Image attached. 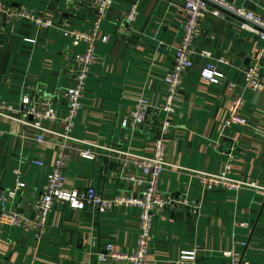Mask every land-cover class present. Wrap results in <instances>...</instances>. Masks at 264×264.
Segmentation results:
<instances>
[{
	"label": "crops",
	"instance_id": "1",
	"mask_svg": "<svg viewBox=\"0 0 264 264\" xmlns=\"http://www.w3.org/2000/svg\"><path fill=\"white\" fill-rule=\"evenodd\" d=\"M97 1L72 5L68 0H0V101L19 106L23 95L51 96L71 85L67 73L71 54L82 52L85 46L73 47L62 30H92ZM226 1L264 13V0ZM135 3L139 16L126 24L124 18ZM25 11L52 20L55 26L37 27L21 15ZM183 24L181 4L115 0L101 24V34L108 41L97 42L99 55L88 77L84 105L73 131L75 140L45 134V142L40 143L34 129L0 118V195L15 186L14 172L21 170L23 188L14 206L19 213L33 216L50 166L64 154L66 190L81 194L93 187L107 199L140 197L142 186L125 179L126 174L138 173L132 167L123 170L122 157L109 149L152 154L156 127L163 116L153 110L148 123L137 129L122 128L121 122L141 96L154 106L163 104V77L172 70ZM263 45L232 14L209 16L200 23L196 50H209L214 59L224 57L229 65L223 67L224 80L207 83L200 73L209 59L196 55L193 68L185 75L166 143L167 162L175 167L166 171L160 189L178 199L188 198L196 208L179 206L155 214L149 264H191L179 258L181 252L193 250L197 252L193 264H224L223 252L234 248L248 264H264L263 194L251 188L208 191L193 173H217L230 163L235 178L264 186V95L242 85L243 70ZM260 75L264 81V59ZM238 96L245 100L248 126L227 128L228 110ZM56 110L59 119L67 113L62 101ZM46 127L58 132L62 124L49 122ZM85 150L96 157L83 158ZM38 160L44 167L34 164ZM140 213L132 206L102 212L78 201L57 202L41 237L22 227L0 224V264H129L102 263L97 255L109 244L119 252L133 253Z\"/></svg>",
	"mask_w": 264,
	"mask_h": 264
},
{
	"label": "built area",
	"instance_id": "2",
	"mask_svg": "<svg viewBox=\"0 0 264 264\" xmlns=\"http://www.w3.org/2000/svg\"><path fill=\"white\" fill-rule=\"evenodd\" d=\"M84 0H68L75 5ZM115 0H98L95 6V24L92 30L85 32L78 29L62 30L63 36L71 41L73 47L85 46V49L71 56L67 73L71 85L51 96H30L21 97L20 108L15 109L7 102L0 101V118L11 120L30 127L37 131L39 135L36 140L45 142V134H50L64 140H75L73 131L75 119L82 109L81 99L85 90L86 81L91 73L92 66L96 62L97 42L108 41V36L101 34V24L112 7ZM171 6L181 4L184 24L179 47L174 52L173 66L171 72L163 77L165 88L164 101L161 106H154L149 99L139 97L136 100L135 108L129 116L121 122L122 128H139L148 123L151 111H156L163 118L159 121L157 137L153 143L151 155H135L129 151L123 152L109 149L112 153H118L122 158L120 165L127 171L134 168L136 174H126L125 179L129 182L142 186L141 196L138 198H114L107 199L98 194L93 187H88L84 193L76 194L65 189L66 157L59 154L50 166L46 184L42 195L36 202L33 216L19 213L15 209V200L18 192L23 188V173L16 170L15 186L12 189L3 191L0 195V224L6 227H22L26 232L35 233L38 237L43 236L46 230L48 217L54 211L55 204H73L78 201L81 206L100 211H108L116 206H132L140 209L138 223V238L136 248L133 253L126 254L119 252L112 244L105 250L98 253L100 262L122 261L129 264H149V253L151 249V237L153 229V219L157 212L172 209L175 207H194L193 202L188 198L178 199L170 194L161 191L160 185L166 171L175 166L168 163L166 159V143L170 134L172 118L177 113L179 103L184 90L185 75L193 68L194 57L200 55L209 59L200 76L204 82H218L226 78L223 67L229 65V61L222 57L214 59L212 52L201 50L198 52L195 47L200 23L209 16L223 17L229 13L241 21V28L250 30L258 35L259 40L264 43V13H255L244 7L230 4L226 0H167ZM3 8L0 5V14ZM12 14V12H10ZM30 19L37 27L52 28L55 26L52 20L42 19L34 11H25L21 14ZM139 16L138 3L131 6L124 18L126 24L136 22ZM28 43H35V40L27 39ZM264 59V45L259 49L253 58V63L243 70L242 85L246 90L264 95V81L260 75V66ZM235 88V84H230ZM59 101L65 103L67 113L64 118L59 119L56 105ZM245 100L243 96L236 97L228 110V117L225 122L227 128L234 126L247 127L248 117L243 112ZM21 115V116H18ZM60 121L61 131L50 130L46 123ZM81 156L86 159H94L95 153L91 150L81 152ZM34 164L44 167L42 161H35ZM198 178L199 184L208 191L224 190L239 192L251 188L258 190L264 196V186L243 179L235 178L233 167L227 163L224 168L217 173L193 172ZM240 246L245 247L246 243ZM224 264H248L242 258L240 251L234 248L224 251ZM197 252L183 251L180 253V262L193 264L196 261Z\"/></svg>",
	"mask_w": 264,
	"mask_h": 264
},
{
	"label": "rangeland",
	"instance_id": "3",
	"mask_svg": "<svg viewBox=\"0 0 264 264\" xmlns=\"http://www.w3.org/2000/svg\"><path fill=\"white\" fill-rule=\"evenodd\" d=\"M62 36H63V32H62ZM63 38H65L64 36H63ZM65 39H67V38H65ZM67 40H69V39H67ZM70 41V40H69ZM69 43H71V42H69ZM77 53H80L79 51H77V50H75L72 54H71V56H74L75 54H77ZM98 53L96 54V61H97V59H98ZM94 66V65H93ZM93 66H92V69H93ZM91 73H92V70H91ZM91 73H90V75H89V77L91 76ZM87 84H88V80L86 81V85H85V90H84V93H83V97H84V95H85V93H86V90H87ZM64 90V89H63ZM8 104H10V103H8ZM81 104L82 105H84V102H83V98L81 99ZM11 105V104H10ZM14 105V106H13ZM12 106L15 108V109H18V108H20V105L19 106H17V104H13ZM82 111V110H81ZM81 111L79 112V115H80V113H81ZM244 114H245V112H244ZM79 115L77 116V118L79 117ZM246 115V114H245ZM18 116H21V115H18ZM77 118L75 119V124H76V122H77ZM59 121V120H58ZM46 125H47V123H46ZM74 131H75V128H74ZM73 136H74V132H73ZM65 176H66V173H65ZM50 216H51V214L49 215V217H48V220H49V218H50ZM155 216L156 215H154V219H153V225H154V222H155ZM48 220H47V223H46V229H47V225H48Z\"/></svg>",
	"mask_w": 264,
	"mask_h": 264
}]
</instances>
